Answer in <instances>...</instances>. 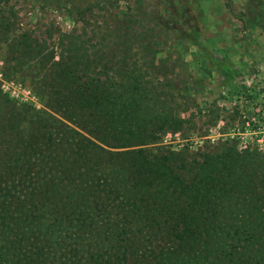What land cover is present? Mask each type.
Masks as SVG:
<instances>
[{
  "label": "trees",
  "instance_id": "16d2710c",
  "mask_svg": "<svg viewBox=\"0 0 264 264\" xmlns=\"http://www.w3.org/2000/svg\"><path fill=\"white\" fill-rule=\"evenodd\" d=\"M55 8L73 24L59 54L30 33L14 43L46 108L0 92V264H264V173L251 153L160 144L196 85L166 48L201 57L222 86L244 78L213 41L207 1Z\"/></svg>",
  "mask_w": 264,
  "mask_h": 264
},
{
  "label": "rangeland",
  "instance_id": "374dc122",
  "mask_svg": "<svg viewBox=\"0 0 264 264\" xmlns=\"http://www.w3.org/2000/svg\"><path fill=\"white\" fill-rule=\"evenodd\" d=\"M94 0H0V13H6L10 29H0V92L19 105L45 107L32 91L31 71L27 57L17 39L30 33L57 52L61 37L73 28L72 22L56 6L86 5ZM207 19L213 23L212 37L231 62L241 67L243 80L222 86L221 81L207 70L201 57L185 52L182 45L166 48L175 71L196 85L185 92L187 109L179 131L167 132L162 145L172 149L189 147L192 155L221 152L234 145L240 153L249 151L258 172L264 173V14L258 28L252 29V10L264 9V0H206ZM125 7V3L121 4ZM264 11V10H263ZM12 30V31H11ZM160 40H166L162 33ZM15 43V44H14ZM44 45V46H45ZM45 52V53H46ZM35 54V53H34ZM197 81V82H196ZM46 108V107H45Z\"/></svg>",
  "mask_w": 264,
  "mask_h": 264
}]
</instances>
